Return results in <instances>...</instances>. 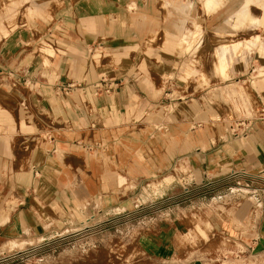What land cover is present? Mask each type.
<instances>
[{"label": "crops", "instance_id": "obj_1", "mask_svg": "<svg viewBox=\"0 0 264 264\" xmlns=\"http://www.w3.org/2000/svg\"><path fill=\"white\" fill-rule=\"evenodd\" d=\"M4 2L0 264L19 256L22 247L62 236L73 224L72 211L86 202L81 200L110 198L130 182L166 176L199 180L210 189L251 177L258 210L248 220L234 214L230 223L234 206L217 192L206 203V214L220 211L210 210L206 221L215 227L214 245L170 264H264V82L255 87L258 116L245 130L234 119L224 122V130L214 123L191 130L197 108L191 101L187 107L168 104L165 97L168 76L180 80L175 48L167 56L164 43L145 51L152 34L176 38L186 26L182 18H195V10L189 5L182 11V0H12L8 23ZM101 76L120 84L97 93L90 84ZM11 81L13 87L6 85ZM67 82L76 86L59 92L57 84ZM204 221L196 218L195 225ZM174 255L186 258L175 244L154 257Z\"/></svg>", "mask_w": 264, "mask_h": 264}, {"label": "rangeland", "instance_id": "obj_2", "mask_svg": "<svg viewBox=\"0 0 264 264\" xmlns=\"http://www.w3.org/2000/svg\"><path fill=\"white\" fill-rule=\"evenodd\" d=\"M209 1L182 0V11L188 10L190 5L196 12L195 18H182L186 25L184 31L168 41L167 36L171 35L165 34L163 38V35L152 34L144 44L145 51H150L164 43L166 56L175 48L180 60V80L174 83L172 75L168 76L165 97L168 104L180 101L187 107L191 101L197 108L194 119L197 125L191 130L202 128L200 123H214L224 130L227 119L242 120L236 122L235 127L251 121L258 116L257 83L264 82V0L249 1L247 6L246 0ZM12 4V0L4 2L9 8L8 23L12 19ZM3 32L7 33L6 30ZM110 80L101 76L90 86L97 93L119 86V81ZM6 85L13 87L12 81ZM57 86L59 92H65L76 83H58ZM185 179L168 176L141 179L122 186L110 198L99 195L95 199L81 200L86 201L84 206L72 211L70 223L73 224L62 232V236L55 241L22 247L20 255L5 264H170L188 261L189 256L204 253L208 243L214 245L215 227L206 221L211 217L210 210L213 213L220 211L209 208V214H206V203H210L217 192L227 195L223 199H228L229 208L234 206L229 210L230 223L235 219L234 214H244L248 220L258 213L253 209L257 204L248 187L254 182L251 177L231 178L212 189L205 182L198 180L189 184ZM260 195V215L263 217L264 193ZM196 218L205 220L202 226L195 225ZM229 230L232 235L236 232L233 226ZM175 235L176 242H170ZM173 244L178 251H185V259L177 255L154 257L164 253L165 249L170 251ZM235 248V243H228L230 251Z\"/></svg>", "mask_w": 264, "mask_h": 264}, {"label": "built area", "instance_id": "obj_3", "mask_svg": "<svg viewBox=\"0 0 264 264\" xmlns=\"http://www.w3.org/2000/svg\"><path fill=\"white\" fill-rule=\"evenodd\" d=\"M248 126H249V122H242L239 125H237V128L241 127L242 130H245Z\"/></svg>", "mask_w": 264, "mask_h": 264}, {"label": "bare ground", "instance_id": "obj_4", "mask_svg": "<svg viewBox=\"0 0 264 264\" xmlns=\"http://www.w3.org/2000/svg\"><path fill=\"white\" fill-rule=\"evenodd\" d=\"M207 1H209V0H207ZM212 1H214V0H212ZM249 1H252V2H253L254 0H246V1H245V6H247V5L249 4ZM209 3H211V2L209 1L208 4H209ZM168 40H172V37L167 36V41H168Z\"/></svg>", "mask_w": 264, "mask_h": 264}]
</instances>
